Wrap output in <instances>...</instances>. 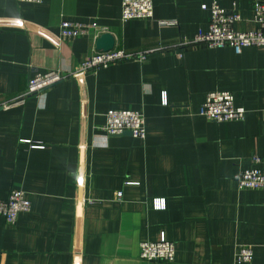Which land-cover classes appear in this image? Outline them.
<instances>
[{
	"label": "crops",
	"instance_id": "crops-1",
	"mask_svg": "<svg viewBox=\"0 0 264 264\" xmlns=\"http://www.w3.org/2000/svg\"><path fill=\"white\" fill-rule=\"evenodd\" d=\"M217 1L255 28L256 0ZM211 2L154 0L152 18L123 22L122 0H0V200L18 187L32 202L15 224L0 215V264H235L244 245L264 264V189L235 180L264 157V46L173 48L207 32ZM63 19L105 26L114 47L164 49L2 107L34 71L72 70L97 47L61 37ZM213 90L232 91L245 118H206ZM109 109L143 111L146 138L107 134ZM162 237L175 260L141 259L140 243Z\"/></svg>",
	"mask_w": 264,
	"mask_h": 264
},
{
	"label": "built area",
	"instance_id": "built-area-1",
	"mask_svg": "<svg viewBox=\"0 0 264 264\" xmlns=\"http://www.w3.org/2000/svg\"><path fill=\"white\" fill-rule=\"evenodd\" d=\"M18 2L39 3L42 0H16ZM154 0H122L121 20L132 21L137 19H150L154 15ZM203 9L209 10L210 21L207 32L198 34L193 38H184L173 48H186L188 46L205 45L210 48L231 46L237 53L250 46H264V0H256L253 4V17L255 28L252 30H238L235 24L242 20L241 13L233 8H223L217 0L210 4H203ZM174 20H164L162 25L175 24ZM108 29L97 22H81L63 19L60 23V35L66 39H75L94 34L95 40L106 33ZM170 48V47H169ZM164 48L130 51L124 48L113 47L109 50H99L94 47L90 56L76 64L72 70L52 69L47 71H34L29 77L25 92L2 104L9 107L23 103L26 97L38 95L55 84L71 77L86 76L96 73L102 68L112 64L140 59L144 60L148 54ZM167 104V100H164ZM206 118L214 122L239 121L246 115V109L236 104L235 95L229 90H213L207 93L202 105V112ZM103 129L109 135H122L126 132L136 138L144 140L147 136L146 116L141 110L135 109H109L106 112V122ZM253 166L241 170L235 175L237 186L243 189H264V157L258 154L252 156ZM122 192L117 193L119 200ZM156 208L165 207L163 200H157ZM32 202L26 190L14 187L6 199L0 200V215L8 224H15L21 213L29 212ZM254 257L253 248L240 246L235 254V264H250ZM140 258L148 261L173 262L176 258L175 242L162 237L155 241L140 243Z\"/></svg>",
	"mask_w": 264,
	"mask_h": 264
},
{
	"label": "water",
	"instance_id": "water-1",
	"mask_svg": "<svg viewBox=\"0 0 264 264\" xmlns=\"http://www.w3.org/2000/svg\"><path fill=\"white\" fill-rule=\"evenodd\" d=\"M115 40L111 33L102 34L97 40V49L99 50H109L114 47ZM130 134V132H126Z\"/></svg>",
	"mask_w": 264,
	"mask_h": 264
}]
</instances>
